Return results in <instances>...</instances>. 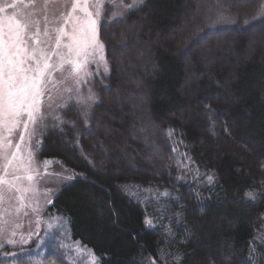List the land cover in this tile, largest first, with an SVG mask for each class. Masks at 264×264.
Returning <instances> with one entry per match:
<instances>
[{
	"label": "trees",
	"instance_id": "trees-1",
	"mask_svg": "<svg viewBox=\"0 0 264 264\" xmlns=\"http://www.w3.org/2000/svg\"><path fill=\"white\" fill-rule=\"evenodd\" d=\"M260 9L146 0L102 24L111 73L91 126L71 108L40 153L77 174L50 211L99 264H264Z\"/></svg>",
	"mask_w": 264,
	"mask_h": 264
},
{
	"label": "rangeland",
	"instance_id": "rangeland-1",
	"mask_svg": "<svg viewBox=\"0 0 264 264\" xmlns=\"http://www.w3.org/2000/svg\"><path fill=\"white\" fill-rule=\"evenodd\" d=\"M145 1L87 0L85 5V0H80V4L93 13L99 7L101 14L94 18L97 19L98 37L104 45L103 49L98 48L94 52L89 49L86 60L83 55L79 58L73 55L72 60L82 63L79 72H73L72 66L65 63L63 69L57 67L47 75L46 90L41 97V112L38 114L42 119L38 118L35 124L28 123L27 131L24 129L26 115L11 133L0 127V143L6 139L12 145L10 149H0V180L3 181L0 183V264H93L90 255L93 252L73 239L68 219L50 211L59 192L74 181L77 174L67 170L59 161L40 159V153L45 138L61 131L66 113L71 108L80 111L87 128L91 126L90 120L99 102L100 92L109 86L108 76L111 73L106 46L101 37L102 24L122 18ZM259 1L261 9L258 15L264 10V0ZM12 3H17L20 10L32 13L31 19L38 24L41 40L47 41L41 47L54 48L55 29L62 23L59 19L61 15L70 11L71 0H68V6L65 0H49L47 5L45 0H36L34 6L29 0H24L23 4L19 0H0V7L4 8L0 17L12 15L15 11L9 7ZM74 16H83V12L78 9ZM46 27L51 41L43 36ZM71 28L72 23H69L65 31L70 32ZM66 42V38L62 40L60 48L65 54L67 49L63 45ZM50 63L58 66L60 60L52 56ZM141 133L145 132L141 130ZM4 152L15 153L16 158L11 166L3 158ZM175 154L181 160L183 155L177 148ZM29 176L31 179H28ZM68 176L74 178L68 180ZM128 191L153 204L160 197L167 196V193L138 186H130ZM95 264H99L98 258Z\"/></svg>",
	"mask_w": 264,
	"mask_h": 264
},
{
	"label": "snow or ice",
	"instance_id": "snow-or-ice-1",
	"mask_svg": "<svg viewBox=\"0 0 264 264\" xmlns=\"http://www.w3.org/2000/svg\"><path fill=\"white\" fill-rule=\"evenodd\" d=\"M35 2L36 0H29L33 6ZM19 3L23 4L24 0H19ZM48 3L49 0H45V5ZM65 4L68 6V0H65ZM9 7L15 10L12 15L0 17V127L11 133L20 125L21 118L25 115L27 116V120L24 121L25 131L28 123L35 124L38 118L42 119L38 114L41 112V97L46 90L48 74L57 67L63 69L65 63L72 66L73 72H79L82 63L72 60L71 57L75 55L79 58L83 55L86 60L89 49L94 52L98 48L103 49L104 45L99 42L97 19L94 18L101 14L99 7L93 13L81 5L80 0H71L70 11L66 15H61L59 19L62 23L55 29V46L48 49L41 47L42 44H47V41L41 40L38 24L31 19L32 13L20 10L17 3H12ZM78 9L83 12V16H74ZM0 12H4V8L0 7ZM260 16L264 18V10H261ZM45 21L47 22L46 16ZM69 23H72L70 32L65 31V26ZM43 36L47 37L48 41L52 39L47 27ZM65 38L67 42L63 47L67 49L66 54L60 51L61 41ZM52 56L59 58L58 66L50 63ZM11 147V142L6 139L0 143V149ZM3 158L7 165L11 166L16 155L14 152H4ZM73 178L67 177L68 180ZM28 179H31V176ZM208 179L211 182L213 178L210 176ZM0 183L3 181L0 180ZM245 195L249 200L256 198L254 192ZM145 224L152 226V221L146 218ZM90 255L95 264L97 259L95 254Z\"/></svg>",
	"mask_w": 264,
	"mask_h": 264
}]
</instances>
